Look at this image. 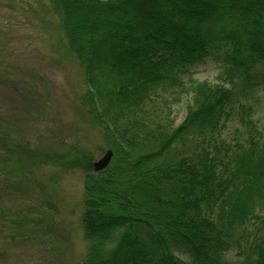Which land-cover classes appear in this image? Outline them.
<instances>
[{"label":"trees","instance_id":"1","mask_svg":"<svg viewBox=\"0 0 264 264\" xmlns=\"http://www.w3.org/2000/svg\"><path fill=\"white\" fill-rule=\"evenodd\" d=\"M53 3L83 71L80 104L113 151L99 171L84 149L32 157L85 171L75 264H264V0ZM208 61L218 85L174 128L148 130V101L186 90Z\"/></svg>","mask_w":264,"mask_h":264},{"label":"rangeland","instance_id":"2","mask_svg":"<svg viewBox=\"0 0 264 264\" xmlns=\"http://www.w3.org/2000/svg\"><path fill=\"white\" fill-rule=\"evenodd\" d=\"M217 73L208 61L194 68L186 90L156 94L145 107L148 130L177 126L200 87L218 85ZM83 78L53 0H0V264H75L87 251L84 169L32 158L67 159L84 149L94 161L108 149L80 104ZM255 106L264 127V89ZM234 252L225 257L234 260Z\"/></svg>","mask_w":264,"mask_h":264},{"label":"water","instance_id":"3","mask_svg":"<svg viewBox=\"0 0 264 264\" xmlns=\"http://www.w3.org/2000/svg\"><path fill=\"white\" fill-rule=\"evenodd\" d=\"M111 157H112V150L107 149L100 158H98L96 161L93 162L94 170L97 171L103 169L108 164Z\"/></svg>","mask_w":264,"mask_h":264},{"label":"bare ground","instance_id":"4","mask_svg":"<svg viewBox=\"0 0 264 264\" xmlns=\"http://www.w3.org/2000/svg\"><path fill=\"white\" fill-rule=\"evenodd\" d=\"M94 170V169H93ZM102 170V169H101ZM95 171V170H94Z\"/></svg>","mask_w":264,"mask_h":264}]
</instances>
